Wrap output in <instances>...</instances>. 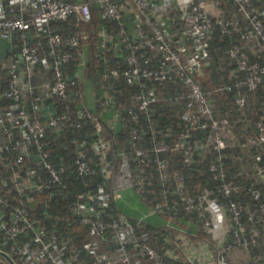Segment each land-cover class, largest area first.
I'll use <instances>...</instances> for the list:
<instances>
[{
    "label": "built area",
    "instance_id": "built-area-1",
    "mask_svg": "<svg viewBox=\"0 0 264 264\" xmlns=\"http://www.w3.org/2000/svg\"><path fill=\"white\" fill-rule=\"evenodd\" d=\"M98 1L103 18L122 20V0ZM158 1L132 0L138 12L137 39L132 40L123 33L120 40L125 52V65L119 63L120 67H107L104 74V78L109 74L123 76L137 86L136 89H129L130 98L137 107H127L132 121L129 125L131 149L123 147L119 152L118 166L111 186L113 195L116 197L120 191L143 182L144 178L135 174L131 155L142 166L149 165L150 158L155 153L163 199L150 210L177 213L183 208L191 211L196 222L201 223L216 238L226 229V237L230 236V241L226 245H223L224 241L216 242L218 244L215 243L213 250L208 243L195 238L197 229L167 223L169 228L165 238L169 245L161 250L143 240L142 232L130 221L125 211L113 212L110 220L105 218V200L109 195L102 187L100 190L83 193L70 205V212L90 230V236L82 244L85 257L75 247L73 237L62 236L60 232L49 233L31 219L30 211L23 201V194L26 188L36 184L26 185L21 181L18 167L29 160L34 148L39 163L50 175V179L38 187L44 188L63 182L62 173L65 167H56L49 159L51 152L46 149V127L60 129L66 126V122L72 123L71 117L68 112L52 111L47 117L44 116L46 120H42L43 115L36 113L47 105L49 99L71 102L83 98V93H73L72 90L77 84V75H70L74 55L72 49L80 44L81 38L88 39L89 34L86 31L76 32L75 29L66 34L52 28L47 30L46 41L52 59L49 64L51 73L42 69L45 61L39 46L32 40L38 36L43 25H49L52 21L75 16L79 23L90 22L93 8L90 0H0V38L12 41L14 49L18 47L17 62L0 58L2 69L8 74L5 86L0 80V97L21 100L31 95L35 89L39 93L34 115L19 106L3 108L0 105V137L2 130L8 135L5 139H0V151L5 153V159L14 172L12 182L17 190L15 198L18 202L0 217L1 239L4 243L17 245L15 253L19 259L26 262L32 259L44 264H233L232 254L238 247L248 248L250 245H257L259 240L264 242V232L257 228L247 230L243 220L246 205L238 198L245 188L259 201V208L264 213V190L253 184L244 187L235 180V174L227 172L222 150L227 146L226 135L232 134L235 137L230 127V118L227 114L216 116L211 103V91H206L193 76V73L201 72L202 67L210 62L209 42L203 40V37L209 36L215 25H218L233 40L229 57L234 60L237 71L244 73L236 83L220 86L218 90L233 89L236 85L235 103L240 108L247 105V95L243 89L257 90L264 81V3L257 6L255 0H232L235 6L234 15L213 16L207 9L209 0H178L174 6L180 10V17L187 23L188 28L182 30L185 39L175 42L177 33L167 23V14L173 0ZM214 4L221 7L223 0H214ZM145 24L150 27L151 35L146 32ZM189 35L193 39L191 46L187 43ZM145 50L153 52L147 59L149 64H144L141 60L146 55ZM99 55L104 56V51ZM155 58L163 63L154 65L151 61ZM172 75L181 78L187 87L183 93L172 96L174 102L183 106L180 117L185 122V127L176 136H171V127L158 128L153 116L157 111L153 104L158 96L151 81L165 80ZM34 77H38L40 81L35 82ZM113 99L114 95L111 93L97 97L96 101L99 102L102 113L109 108ZM113 112V118L118 119L119 111ZM141 112L145 113L150 122L148 132L139 123ZM43 113L45 115L44 110ZM78 114L80 117L89 118L94 124L98 139L92 146L101 151L104 158H112L113 143L101 133L103 115L83 109H79ZM7 122L11 123L10 126ZM76 125L81 126V122ZM15 130L20 132L18 138L14 134ZM198 130H202L206 137L195 136L194 131ZM147 133H150L153 143L151 146L139 143ZM169 137L172 139L167 141L165 138ZM248 143L252 146L264 144L263 119L255 123V131L248 135ZM87 144L86 141H80L76 147V173L81 177L91 175L94 171ZM212 147L217 149L219 157L209 163V168L219 183V190L225 196L231 197L228 203L220 200L215 195L214 188L208 184L199 193H191L185 173L172 167L169 157L165 155L169 152L181 153L184 163L192 164L198 150L208 153ZM254 157L257 175L264 179V168L259 164L262 156L257 153ZM104 171L108 176L111 175L109 168L104 167ZM98 200L99 206H95L93 202ZM0 201H5L1 191ZM143 218L139 217V222ZM28 230L33 232L32 242L19 243V238ZM109 235H112V240L117 245L116 250L102 248L99 238ZM0 249L10 255L3 247ZM0 264L11 263L0 253Z\"/></svg>",
    "mask_w": 264,
    "mask_h": 264
},
{
    "label": "trees",
    "instance_id": "trees-1",
    "mask_svg": "<svg viewBox=\"0 0 264 264\" xmlns=\"http://www.w3.org/2000/svg\"><path fill=\"white\" fill-rule=\"evenodd\" d=\"M221 8L229 10V5L233 4L232 0H223ZM92 3L93 17L90 22L79 23L75 16L70 17L66 20L52 21L47 29L59 30L63 34L76 30V32L82 33L86 31L89 34L88 39L81 38V42L78 46L73 47L74 52L72 63H71V76L77 75V84L72 89L73 93L80 92L85 93L83 98L75 99L71 102H62L55 99H49L47 105L54 101L55 111L57 113L68 112L71 117V122H66V126L60 129H54L51 126L46 127V149L50 151L49 159L56 167H65V171L62 173L63 182L57 185H50L49 187H38L43 182H47L50 179V175L46 168H44L38 160L36 150L33 148V152L29 157V160L18 167L19 179L25 182L23 177L25 176L24 169L27 166L33 168L32 174L36 186H29L26 188L23 194V201L25 206L30 211L31 219L34 220L38 226H42L47 232H60L62 236H71L75 240V247L80 250L83 257L85 252L82 247L83 242L90 236V230L87 225L81 224L78 217L70 212V205L73 200L78 199L83 193L88 191L102 190L109 196L106 197L107 205L105 206L106 213L105 218L110 220V215L113 212L122 211L117 206L116 197L112 191V180L117 170L119 161V152L123 147L131 149L130 145V133L129 125L132 123L130 115L128 114L127 107L136 104L131 100L129 95V89H136L132 82L123 76L115 77L108 75L105 77L107 67H120L125 65V52L120 50L121 54L117 53L112 47H105L104 56L99 55L101 53V42L103 40V34L101 31L106 28V36L112 38V36H121L126 33L132 40L137 39L138 25L130 23L128 19V11L122 9L124 13L121 21L110 20L103 18L101 15L100 7H96L94 2ZM264 0H255V4L262 5ZM234 5V4H233ZM235 7V6H234ZM170 15L174 17L173 30L176 33H181L183 29L188 28L187 23L181 19L180 10L171 5L169 7ZM228 15L229 11H226ZM79 23V24H78ZM45 27L39 32L37 37H34L32 42L37 44L40 49L44 63H42V69L49 71L50 62L52 61L49 55V48L46 41L47 29ZM146 32L151 35V29L148 25H144ZM188 37V45L191 46L193 39L191 35ZM203 40L209 42L208 46V65H204L201 72L193 73L196 80L202 85L206 91H211L210 98L211 103L215 109L216 116L228 115L231 122V129L235 137L232 134L226 135L227 146L222 150L223 162L226 170L229 174L236 176L235 180L242 186L253 184L254 186L264 190V179L257 175L255 168V154H260L262 159L260 165L264 168V144L252 146L248 143V135L255 131V123L259 120H264V81L263 84L257 90H246L243 91L247 95V105L240 108L235 103V93L237 86L234 85L233 89L218 90V87L234 84L239 77L244 75L243 72H238L236 64L233 59L229 57V49L232 46V39L228 34L221 31L218 25H215L209 36H204ZM88 50V58L85 61V65L81 66V52L83 48ZM123 51V52H122ZM18 47L12 52V56L6 55L4 60L18 61ZM151 50H145L146 54L141 60L144 64H149L147 59L152 55ZM1 58V57H0ZM45 59V60H44ZM152 60V59H151ZM154 65H161L162 60L158 61L156 58L151 61ZM150 62V63H151ZM47 63V64H46ZM8 73V69H6ZM8 74L3 72L0 80L7 84ZM35 82L40 81L38 77H34ZM104 84V86L102 85ZM151 85L156 87V93L158 100L153 104V107L157 108L154 116V122L158 128L171 127V136L176 134L185 127V122L180 117V111L182 110L181 103L173 101V95L175 93H183L186 90V85L183 83L181 78H176L173 75L165 80H152ZM90 87V89H88ZM94 91V95L90 101L86 98L88 91ZM100 91L104 93H111L114 95L112 104L103 113H110L118 110L119 116L115 124L112 122V118L102 116L103 128L102 134L106 138H109L112 143V150L114 156L104 158L101 151L96 150L92 143L98 139V134L94 130L93 122L87 117H80L78 114L79 109L85 111H92L103 115L102 108L99 106V102L96 101L97 97L100 96ZM39 97L38 90L35 91L21 100H14L11 98L0 97V105L4 107L19 106L24 108L28 113L34 115L37 111L35 106ZM46 105V106H47ZM45 106V107H46ZM42 109V108H41ZM37 111L36 114L42 116V120H46L42 110ZM6 109H4V114ZM106 116V114H105ZM81 122V126H77L76 123ZM10 126V122H7ZM139 123L144 126L145 129L149 128V120L145 113L141 112V118ZM2 137L5 139L8 137L5 131L2 130ZM14 134L16 138L19 137L20 132L15 130ZM14 135V139H15ZM161 136L163 134H160ZM194 135L198 137H206L202 130L194 131ZM170 141L172 138H165ZM86 141L87 149L89 151V158L93 164V174L86 177H81L76 173V147L78 142ZM140 144L146 146L153 145L150 138V133L145 134ZM155 153L150 158L149 165L138 164L136 158L132 156L133 167L136 170V176L142 177L143 182L137 184L134 188L142 196L144 202L149 208H153L158 201L163 199L162 186L158 178V172L155 164ZM169 157L171 166L180 169L185 173L187 177L188 190L197 194L201 191V188L208 184L215 190V195L225 203H228L231 197L225 196L219 190V183L214 179L213 172L209 168V163L215 161L219 157V152L216 148L212 147L208 153L203 150H198L195 154V161L192 164L184 163V159L181 153H166ZM34 157V160H32ZM104 167L109 168L111 175H107L104 171ZM13 173L9 163L5 159V153L0 151V191L5 201H0V217L3 213H8L17 200V190L13 186ZM242 199L246 205L243 220L247 226V230L250 231L252 228H257L261 232H264V213L259 208V201L254 199L244 188L242 194L238 197ZM98 201H94L95 206H99ZM166 219H171L177 227L195 228L199 234L209 238V232L203 228V225L196 222L194 214L191 211H186L183 208L181 211L175 212H164L158 211ZM129 219L134 223L138 230L143 234V240L148 241L155 247L163 250L169 245L166 241V235H168L167 224H153L143 218L140 222L138 218ZM197 223V224H196ZM33 232L28 230L25 235L19 238L20 242H32ZM112 235L100 237L102 242V248L108 250V248H114L116 250L117 245L112 240ZM230 241V236L226 237L223 245H226ZM210 247L215 249V241L211 240L208 243ZM218 244V243H216ZM0 247H3L10 253L11 256L17 261L18 264H44L43 262L32 261L29 259L28 262L23 259H19L15 253L17 245L13 243H4L1 239L0 229ZM238 255L244 259L242 264H264V242L259 240L257 245H250V247H238ZM241 252V254L239 253ZM234 255V259L236 254ZM244 256V257H243ZM236 264V260L235 263Z\"/></svg>",
    "mask_w": 264,
    "mask_h": 264
},
{
    "label": "crops",
    "instance_id": "crops-1",
    "mask_svg": "<svg viewBox=\"0 0 264 264\" xmlns=\"http://www.w3.org/2000/svg\"><path fill=\"white\" fill-rule=\"evenodd\" d=\"M90 1L91 2H94V4L96 5V7H98V8L100 7V9H101V5H100V2L98 0H90ZM177 1L178 0H173V4L172 5H175V3H177ZM159 2H160V0L158 1V3ZM121 6H122V9L123 8H124V10L127 9L126 11H128V14H129L128 15V19H130V23H135V24L138 25V19H137V13L138 12H137V8L133 4L132 0H122L121 1ZM221 7H216L215 4H214V0H209V4H208L207 9H208V11L213 16H217V15H220V14L225 15V14H227L226 11H229L230 12V14H228V15H234L235 14V7H234L233 4L232 5L231 4L229 5V10H227V9L224 10ZM123 15H124V13H123ZM167 15H168L167 16V18H168L167 23H168V25H170V28L173 29V24L172 23L174 21V19H173L174 16L172 14L170 15L169 12H168ZM43 27H45L44 30H46L49 27V25H43ZM136 31H137V29H136ZM101 33L103 34V40H102L101 46H100L101 47V51L104 50L105 47H107V46L109 47L110 46L113 49H116L115 51L117 53L121 54L120 50L123 49V45H122L121 40L119 38L120 36L114 35V36H112V38L107 37V39H105V36H106V28H104L101 31ZM184 39L185 38H184L182 32L179 33V35L177 33V35L175 36V42H182ZM14 50L15 49H14V46H13L12 41L5 40V39H1L0 38V57H1L2 60L5 58L6 55L12 56V52ZM87 58H88V50L84 47L83 48V51L81 52V62H80V65L81 66H84L85 65V61L87 60ZM3 70L4 69H2V65H0V77L3 74V72H4ZM84 95H85V93H84ZM93 95L94 94L92 92V98H94ZM99 95H101V94H99ZM41 110H42V114H44L43 113V110H44L45 116L49 112L55 111L54 101L53 102L51 101L46 107L42 108ZM108 112L103 113V117L113 118L114 117V112L112 113V115H110V113H108ZM105 114H106V116H105ZM115 120H117V119H114L113 118V123L114 124L116 122ZM32 160H34V157H33ZM32 171H33V168H31V166H27L24 169L25 176L23 177V179L25 180L24 183H26V185H32V184H36L37 183L36 181H34ZM138 195H139V199L137 201V205L134 206L135 208L133 207V208L130 209V210L134 211V214H133L134 216L133 217H135V218L144 217V215H146L147 213H149V210L151 209L144 202L142 196L139 193H138ZM125 212L126 213H129V214L132 213L130 211H125ZM131 215H129V216L131 217ZM169 220H171V219H169ZM225 228H226V225H225ZM225 230L226 229H224V230L221 231V233L219 235L220 240H218L219 237L216 238L212 232L209 233L210 234V237L207 238V237H204V235L199 234V232L197 231L198 233H197V236H195V238L198 239V240L204 241L206 243H209V241L211 242V240H214L215 243L218 242V241L223 242L226 239V232H225ZM237 252L238 251H235L234 254H236ZM235 260H236V264H242V263H244V259L243 260L240 259V255H238V253L236 254L235 259L233 258V264L235 263Z\"/></svg>",
    "mask_w": 264,
    "mask_h": 264
},
{
    "label": "rangeland",
    "instance_id": "rangeland-1",
    "mask_svg": "<svg viewBox=\"0 0 264 264\" xmlns=\"http://www.w3.org/2000/svg\"><path fill=\"white\" fill-rule=\"evenodd\" d=\"M90 89V87L88 88ZM92 92L94 93V91H88L86 98L90 101L92 99ZM99 93L104 94L103 91H100ZM113 122V120H112ZM139 199V195L137 190L134 187L122 190L118 193V195L116 196V200H117V206L120 210L122 211H130L132 212L131 214V218H135L133 217L134 215V211L130 210L131 208H133L134 206L137 205V201ZM135 208V207H134ZM148 212V211H147ZM138 214V213H137ZM144 218L153 223V224H173L174 222L172 220L166 219L165 217L161 216V214H159V212H152L151 210H149V213H147L146 215H144ZM238 253V252H237ZM236 253V254H237ZM241 254V252H239ZM234 254V253H233ZM232 254V257H234V255ZM244 257V256H243ZM242 257H240L241 259Z\"/></svg>",
    "mask_w": 264,
    "mask_h": 264
},
{
    "label": "water",
    "instance_id": "water-1",
    "mask_svg": "<svg viewBox=\"0 0 264 264\" xmlns=\"http://www.w3.org/2000/svg\"><path fill=\"white\" fill-rule=\"evenodd\" d=\"M0 253L3 254L11 264H17L16 261L5 251L0 249Z\"/></svg>",
    "mask_w": 264,
    "mask_h": 264
}]
</instances>
